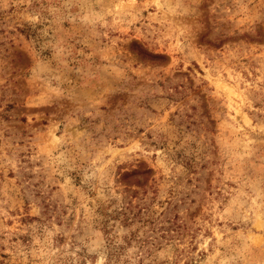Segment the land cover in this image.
<instances>
[{"label":"rangeland","instance_id":"rangeland-1","mask_svg":"<svg viewBox=\"0 0 264 264\" xmlns=\"http://www.w3.org/2000/svg\"><path fill=\"white\" fill-rule=\"evenodd\" d=\"M0 264H264V0H0Z\"/></svg>","mask_w":264,"mask_h":264},{"label":"trees","instance_id":"trees-1","mask_svg":"<svg viewBox=\"0 0 264 264\" xmlns=\"http://www.w3.org/2000/svg\"><path fill=\"white\" fill-rule=\"evenodd\" d=\"M122 207L120 208V211L122 210ZM121 214L124 215L123 220L129 219V217L126 215L124 210L121 211ZM133 215H134V213H133ZM131 240H134L137 243L138 248H140L142 250L144 249V252H146V253H149L150 252L149 248L151 246L155 245L154 244L155 242L153 241V239H150L148 236H138V235H132V236L127 237L126 240H124V243L129 244L131 242ZM117 248L119 251L124 252L126 247H125V244L118 243Z\"/></svg>","mask_w":264,"mask_h":264}]
</instances>
